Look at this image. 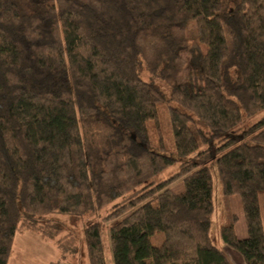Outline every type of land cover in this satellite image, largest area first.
Wrapping results in <instances>:
<instances>
[{
  "label": "trees",
  "instance_id": "16d2710c",
  "mask_svg": "<svg viewBox=\"0 0 264 264\" xmlns=\"http://www.w3.org/2000/svg\"><path fill=\"white\" fill-rule=\"evenodd\" d=\"M189 22L197 40L174 84ZM262 112L264 0H0V264L17 233L58 237L49 215L107 207L84 229L88 264H106L103 224L112 264H230L209 234L211 167L219 238L264 264V115L237 136L242 114ZM56 243L77 251L70 234Z\"/></svg>",
  "mask_w": 264,
  "mask_h": 264
},
{
  "label": "rangeland",
  "instance_id": "374dc122",
  "mask_svg": "<svg viewBox=\"0 0 264 264\" xmlns=\"http://www.w3.org/2000/svg\"><path fill=\"white\" fill-rule=\"evenodd\" d=\"M197 40V31L193 22H189L186 28V47L181 51V56L186 61V67L183 71V74H180L174 84H180L186 81V77L184 76L187 73L190 62V54H189V46ZM142 78L146 81H149L148 75L145 72L141 74ZM163 91L168 94L169 87L163 85L159 81H156ZM264 115V112L250 119L242 114V122L239 125L237 136L241 134L244 130L248 129L255 121H257L260 117ZM232 136V137H237ZM208 148V146L204 147V149ZM180 160H177V163L162 172L158 176L154 178V182H159L167 179L172 174H174L178 169V164ZM212 174V184H213V192H212V202H213V214L210 223V238L212 244L221 250L224 253H227L229 250L219 238V229L224 222V198L221 195V186L217 178V173L214 167H211ZM171 190L174 192H182L183 187L180 182L173 184ZM229 203L230 210L232 214L237 217V221L235 223V233L238 238H243L246 236V229L243 220V211L242 205L239 195H232L227 199ZM258 203L261 214L262 227L264 230V195L262 192L258 194ZM109 207L104 208L102 210H98L92 214L86 215L84 217H76L68 214H51L47 218L59 226L63 232L56 238L51 239H43L40 236L29 232L22 231L17 233L14 237V241L12 244L11 254L7 264H55L56 262H60L61 264H88L86 258V250H85V239H84V229L94 223H101L103 217L109 212ZM108 224L102 225V237L104 243V254L106 256V264L111 263V254L110 247L108 243ZM104 227V228H103ZM66 234H70L76 240V252L73 254H68L65 257L61 256V252L57 248L56 240L59 237H62ZM233 252V251H231Z\"/></svg>",
  "mask_w": 264,
  "mask_h": 264
},
{
  "label": "crops",
  "instance_id": "0c3cea01",
  "mask_svg": "<svg viewBox=\"0 0 264 264\" xmlns=\"http://www.w3.org/2000/svg\"><path fill=\"white\" fill-rule=\"evenodd\" d=\"M222 253L225 255L230 264H244L242 259L236 253L231 251L227 253Z\"/></svg>",
  "mask_w": 264,
  "mask_h": 264
}]
</instances>
